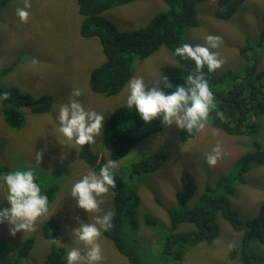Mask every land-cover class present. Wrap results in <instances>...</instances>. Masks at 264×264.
I'll use <instances>...</instances> for the list:
<instances>
[{
	"label": "rangeland",
	"instance_id": "rangeland-1",
	"mask_svg": "<svg viewBox=\"0 0 264 264\" xmlns=\"http://www.w3.org/2000/svg\"><path fill=\"white\" fill-rule=\"evenodd\" d=\"M27 21L21 23L16 11L24 8L25 0H10L0 12V68L7 73L0 79L3 88L17 86L22 91L35 96L49 94L54 98L47 113H28L25 110L23 123L11 128L3 114V107L13 106L6 99H0V164H7L10 170L29 167L38 172L43 170L62 178L60 188L51 199L52 205L46 215L38 218L35 230L14 236L9 234V226L0 224V264H48L46 256L52 243L44 234L42 223L49 217H57L60 225L58 245L67 249L73 245L66 226L76 227L74 216L87 219L85 213L75 207L70 196L71 185L90 168L79 157L80 146L72 142L57 139L58 122L56 114L61 104L68 102L73 89L81 92L75 97L86 109L95 110L108 118L117 107L125 105L126 85L117 94L107 96L96 93L90 87V73L104 60L103 45L97 36L82 33L83 16L79 12L77 0H27ZM167 8L164 0H137L116 5L104 12L108 20L120 31H128L147 24L150 18ZM218 0L201 1L196 5L197 26L188 27L182 42L190 45H205V37H220L215 51L223 64L212 73L203 68L207 78L217 77L227 70L244 72L248 65L256 64L258 71L264 73V42L256 44L264 25V0H244L230 19L216 16ZM252 42V47L248 44ZM246 49V56L243 49ZM165 64L178 65L173 52L166 46H160L148 57L136 60L133 76H140L145 83H156L160 69ZM12 68V69H11ZM11 69V70H10ZM22 110V109H21ZM257 128L250 135H231L213 127L209 119L195 137L181 141L180 130L175 126L161 125L154 133L147 135L116 162L115 172L124 176L125 189L135 190L140 198V214L149 213L158 219L155 225L141 220V226L134 233L141 245L152 249L156 258L161 257L160 248L169 227L167 208L176 205V190L180 188V175L183 169L190 170L197 180V191L189 205L196 203L205 191L207 182L220 177L233 178L236 162L245 152L252 149L254 139L264 143V114L255 117ZM101 134L90 144V148L102 153ZM219 142L222 155L215 165H208L206 154ZM59 143V144H58ZM42 153L41 163L35 160V152ZM103 152H105L103 150ZM163 152L166 162L152 172L141 175L132 172V164L147 154ZM63 154L64 158L61 159ZM7 167L6 165H3ZM245 182H234L235 192L230 196L231 203L239 212L240 218H253L264 203V164L254 166L243 176ZM51 177L44 182V189L51 186ZM115 191L109 188L93 216H102L111 211ZM3 191L0 190V203ZM6 206V203H5ZM220 231L212 243L202 242L184 248L183 259H173L165 264H239L237 258L231 259L233 246L241 244L243 232L236 231L223 216L219 215ZM192 222L178 225L176 232L194 229ZM35 235V241L29 254L20 253L23 241ZM101 245L103 260L100 264H131L126 256L117 252L113 241L101 230L98 241ZM260 250L264 248L259 247ZM62 260L56 264H66ZM18 260V261H17ZM17 261V262H16ZM155 264H158L155 262Z\"/></svg>",
	"mask_w": 264,
	"mask_h": 264
},
{
	"label": "trees",
	"instance_id": "trees-1",
	"mask_svg": "<svg viewBox=\"0 0 264 264\" xmlns=\"http://www.w3.org/2000/svg\"><path fill=\"white\" fill-rule=\"evenodd\" d=\"M10 0H0V12ZM137 0H77L80 14L83 16L82 33L86 36H97L103 45L105 60L90 73V87L93 92L107 96L119 93L133 75V65L136 60H142L164 45L172 52L183 44L184 31L190 26H197L196 5L208 0H164L167 8L154 14L149 22L139 28L120 31L104 12L110 8ZM244 0H218L219 9L216 16L230 19L237 7ZM264 23V22H263ZM264 42V25L256 44ZM252 47V42H248ZM246 49L243 55L246 56ZM178 65L165 64L160 69L159 80L166 76L175 85L183 83L184 78L194 70V63L182 60L176 56ZM256 64L248 65L246 70H227L217 77L207 78L213 93L215 107L210 110L208 119L210 124L231 135H250L257 128L255 117L264 114V73L256 68ZM12 69V68H11ZM10 69V70H11ZM6 68H0V79L7 73ZM156 83L148 84L153 86ZM0 93H7L6 100L13 106L3 107V114L11 128L22 125L25 110L29 113H47L50 111L54 98L49 94L33 95L22 91L17 86L3 88ZM22 109V110H21ZM161 127L159 121L144 123L139 119L134 109L126 104L121 105L105 119L103 137L101 140L102 153L96 152L86 144L80 146L79 157L89 166V170L99 171L101 165L108 159L117 161L136 146L147 135L154 133ZM198 130L188 133L180 130L181 141H188L195 137ZM103 150L105 152H103ZM163 152L150 153L132 164L134 174L152 172L166 162ZM264 164V143L254 139L252 149L243 153L237 160L233 178L220 177L213 182H207L205 191L200 199L189 205L197 191L195 175L188 169H183L180 175V188L176 190V205L167 208L169 227L163 246L156 258L154 252L141 245L134 233L141 226V220L148 225H155L158 219L149 213L140 214L141 198L133 190L125 189L127 182L124 176L115 172L113 175L115 191L113 205H111L112 227L103 233L113 241L117 252L126 256L131 264H165L166 261L184 258V248L202 242L212 243L220 231L219 215L236 231L243 232L241 244L232 247L230 258H237L239 264H264V203L257 214L249 219L240 218L239 212L233 207L230 196L234 194V182H245L243 176L252 167ZM0 165V172H8L9 167ZM83 175V174H82ZM36 178L41 185L42 192L48 198V208L52 205V198L60 188L62 178H56L46 171L38 172ZM51 177V186L44 189L43 182ZM57 217H48L42 223L47 239L59 238L60 225ZM192 222L194 229L176 232L180 223ZM35 235L28 236L20 248V253L27 255L33 247ZM66 253L64 246L52 244L47 254L48 264L60 262ZM18 261V260H17ZM16 261V262H17ZM8 264V263H5Z\"/></svg>",
	"mask_w": 264,
	"mask_h": 264
},
{
	"label": "clouds",
	"instance_id": "clouds-1",
	"mask_svg": "<svg viewBox=\"0 0 264 264\" xmlns=\"http://www.w3.org/2000/svg\"><path fill=\"white\" fill-rule=\"evenodd\" d=\"M28 7L30 5L25 0L24 8L16 11L21 23L27 21ZM219 42L220 37L207 35L206 46L183 43L173 49L174 56L190 60L195 66L184 78L183 83L173 85L164 76L161 77L162 84L148 86L142 77H131L126 83V106L134 109L139 119L146 124L155 120L165 127L175 126L188 133L202 129L210 110L215 105L209 82L201 70L206 68L208 73H212L223 64L218 54L211 51L217 48ZM7 95L0 93V99H6ZM80 95L78 88L73 89L68 102L60 105L56 114L58 122L56 131L58 141L63 138V141L84 146L92 144L101 134L105 115L86 109L74 99ZM221 155V144L217 142L205 156L207 164L215 165ZM60 158H64L63 154ZM35 160L41 163L40 151L35 152ZM116 167V162L108 159L101 165L99 171L88 170L71 185L70 196L75 200V207L82 210L87 219L77 215L73 217L77 226H66L74 245L66 250L64 258L66 264H100L103 260L98 241L101 230L111 229L113 213L108 211L102 216H93L91 220L88 219V214L98 211L101 203L98 198L114 186L113 170ZM0 190L3 191L0 224L6 223L9 226V234L13 236L17 232L25 234L34 231L38 218L48 212V198L42 192L34 170L21 167L0 172ZM57 240L58 238L51 243L56 244Z\"/></svg>",
	"mask_w": 264,
	"mask_h": 264
},
{
	"label": "crops",
	"instance_id": "crops-1",
	"mask_svg": "<svg viewBox=\"0 0 264 264\" xmlns=\"http://www.w3.org/2000/svg\"><path fill=\"white\" fill-rule=\"evenodd\" d=\"M29 113V112H28ZM1 165V164H0ZM2 165H7V164H2Z\"/></svg>",
	"mask_w": 264,
	"mask_h": 264
}]
</instances>
